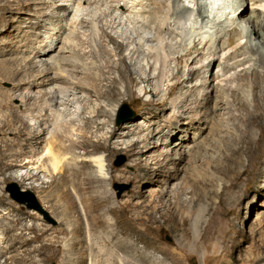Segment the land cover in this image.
Here are the masks:
<instances>
[{
  "label": "bare ground",
  "instance_id": "bare-ground-1",
  "mask_svg": "<svg viewBox=\"0 0 264 264\" xmlns=\"http://www.w3.org/2000/svg\"><path fill=\"white\" fill-rule=\"evenodd\" d=\"M44 29L48 36L31 38ZM261 30L264 0H0V85L15 84L12 89L0 86V176L10 166L7 159L15 155V146L30 156L23 164L27 169L15 174L16 179L38 187L33 178L42 175L52 186L51 178L61 174L57 187L71 235L64 242L65 264H187L176 256L188 253L204 259L212 255L220 264H264V235H231L225 224H215L216 210L200 232L214 209L218 180L224 184L222 200L229 196L230 204L242 208L247 191L241 182L251 168L264 175V41L254 43ZM149 31L152 37L146 35ZM168 34L183 52L175 56V83L160 98V108L152 111L154 117L163 113V122L151 125L144 138L129 147L133 159L128 166L142 173L126 170L115 176L109 171V157L117 152L112 140L127 126H115L107 136L100 132L119 107L118 97L130 96L141 81L162 80L168 72L173 54ZM118 35L125 40L119 41ZM128 41L136 47L126 50ZM19 42L29 43L21 62L12 56ZM145 43L143 52L136 49ZM92 56L97 61H89ZM238 68V85L228 87L224 77ZM138 73L147 77L138 80ZM250 76L251 91L245 83ZM176 88L180 91L174 96ZM15 99H21V105H15ZM95 100L108 104L94 106ZM116 177L136 184L122 200L111 188ZM256 186L254 202L264 190L260 180ZM2 205L0 192V260L10 249L15 253L7 262L40 264L38 257L50 258L60 241L45 239L34 246L47 228L33 225L39 235L26 237L29 226L8 219L4 211L14 209ZM153 224L180 230L176 251L144 237ZM5 232L10 244L4 247Z\"/></svg>",
  "mask_w": 264,
  "mask_h": 264
},
{
  "label": "rangeland",
  "instance_id": "rangeland-1",
  "mask_svg": "<svg viewBox=\"0 0 264 264\" xmlns=\"http://www.w3.org/2000/svg\"><path fill=\"white\" fill-rule=\"evenodd\" d=\"M52 14H59L51 12ZM15 17H18L17 12L15 13ZM130 28L128 30L133 31L132 24L128 22V27ZM172 29H175L173 26ZM258 31V29H256ZM256 31V32H257ZM262 31V30H261ZM260 31V32H261ZM36 33L32 34L31 38L37 39L38 33L40 34H46L48 36V30L44 29L42 31H35ZM151 32V33H150ZM135 33V32H134ZM259 32L255 35L256 40H254L255 44H259L264 41V31L258 35ZM148 37H152V31H149L146 33ZM258 35V36H257ZM168 36V37H167ZM166 37L170 38L168 39V42L172 44L173 47V54H171L170 57V63H169V69L168 72L165 74V76L160 79H154L152 81H141L140 84L134 88V92L132 95L127 96L126 93H123L122 96L118 97V99L115 101L119 104V107L116 109V111H110V107H107V109L111 112V118L108 120V124L101 130V135L107 136L110 133V130H112L115 126H122L126 124V128L120 130L119 136L114 138L112 142L117 147V152L109 157V164H110V173L119 176L120 174H123L124 171L128 170L132 174L139 175L142 173L138 169H133L132 167L128 166L130 165L131 159H133V156L131 155V151L129 150L130 145L133 142L141 141L144 136L148 133V128L155 124V126L159 125L163 122V113L160 114V116L154 117L153 110H157L160 108L157 104L160 102V98L166 96L168 89L171 85H173L176 81V79L173 78V74L177 72L178 66L177 62L175 61V56L178 53L183 52L182 49H178V40L175 38V36L172 34H168ZM263 39H262V38ZM119 41H124V37L121 35L117 36ZM49 43H52V40L46 39ZM19 41L22 42V37L19 38ZM16 44L14 47V52L12 53V56H16L18 61L25 55V50L28 48L29 43L23 46L21 43ZM130 44L127 45L125 48L132 49L136 47L135 44H132L131 41ZM147 43L143 46V48H136L139 49L140 52H143L144 49H147ZM149 45V44H148ZM93 46L87 44V50H91ZM23 48V50H22ZM112 48V47H110ZM178 50H177V49ZM22 53V54H21ZM229 53V50L228 52ZM223 53V56L225 57ZM18 56H17V55ZM24 54V55H23ZM127 54V53H126ZM138 55V54H137ZM90 56V55H89ZM142 55H140L139 58H141ZM89 61L96 60L97 58H88ZM128 61L131 63V65L134 68H137L135 65V60L129 58ZM190 64L187 65L186 69H188ZM249 66V65H248ZM217 66H214V73L218 72ZM149 72V68L147 69ZM241 73V68H238L237 70H232L227 73V77L225 76L224 79L227 81L224 82L227 83L228 87H236L239 83V80L237 78L238 74ZM116 76L118 74L115 73ZM157 75V74H156ZM141 77H147L146 74H136V78L138 80H141ZM251 76L247 78V81L245 82L247 84V88L249 91H251ZM218 81H214V85L217 84ZM249 84V85H248ZM14 83L11 81H4L0 86H2L5 89H12L14 87ZM119 88L125 92L124 83L120 82L118 84ZM144 89H147V91ZM160 90V91H159ZM180 91V88H176L175 93L173 94L178 95ZM249 102H250V109L254 110V102L252 98V92H250ZM257 94L263 98V92L261 90L257 91ZM125 97V98H124ZM121 99V100H120ZM118 101V102H117ZM104 102L108 104L107 101L104 100H98L94 101L92 104L95 106V104L102 105ZM114 102V103H115ZM15 105H21V99H15L13 101ZM261 103L263 101L261 100ZM105 104V105H106ZM121 104V105H120ZM90 105V104H89ZM156 106V107H155ZM156 108V109H155ZM232 110L234 113H238L236 108L231 105ZM235 108V109H234ZM116 113V114H115ZM104 120V119H103ZM125 123V124H124ZM127 129V130H126ZM126 132V133H124ZM99 133V135H100ZM183 133H180L182 135ZM123 135V136H122ZM125 135V136H124ZM179 135V136H180ZM127 136V137H126ZM194 137V135H192ZM192 137V138H193ZM255 137L257 139L260 138V132H256ZM94 140V137L88 139V146L90 147L92 145V142ZM96 140V139H95ZM128 148V149H126ZM7 153H11L10 150H6ZM78 151H82L79 149ZM15 153L14 156L9 157L7 160H9L10 166L4 170V175L0 176V192L4 193V205L1 206V208L10 207L14 209V211H4V214H6V217L8 219H16L19 220V226H21V222L25 225L27 224L30 229L26 230L24 233L26 234V237H35L36 235H39V230L35 229V227H32L33 225H39L40 227L47 228V231H43V234L38 237L36 242H34V246L38 247L45 241V239H51L55 238L58 239L60 242L56 244L53 253L49 257L40 256L42 261L40 264H65L66 262V254L64 251V242L70 241L71 235L67 232L68 226L67 220L68 217L64 216L63 212V205H61L63 202L61 197L59 187H57V184L61 180V174H57L54 177H50L54 181V185L50 186L49 183H44L42 179V175H36L33 178V181L35 183H40L38 187L32 186L30 184L31 180H18L15 177V174L18 172L25 171L27 166H23L25 160L30 157L29 154L26 153L25 150H22L20 146H15L13 148L12 153ZM22 153H24L22 155ZM214 153V154H213ZM211 154H213L215 157L218 156V153L216 151H212ZM6 160V159H5ZM244 166H247L249 164L246 157H244ZM261 162H263L264 167V152L260 159ZM81 165V164H80ZM242 166V168L244 167ZM185 176V174H184ZM79 177L80 181L81 180ZM260 180L261 185L264 186V175L260 176L256 174L255 170L251 168V174L245 177V180L241 182L240 186L242 190L247 191V197L245 198L244 204L242 208H236V205L230 204L229 199L227 196L226 200H222L221 194L224 190V184L222 181H217L216 189L218 191V194L216 196L214 195V204H213V210L209 212V214L206 217V220L202 225L200 232H204V229L206 228L207 224L209 223V218L211 217L212 213L216 210L218 220L215 221V224H225L228 229L230 230V234L233 235L235 233H239L240 237L243 236L244 233H248L250 236H253L255 238H260L264 235V224L260 223L261 219L264 218V190L261 193L260 199L256 202H254L255 194L254 190L256 189V182ZM135 182L133 180L124 181L119 179L118 177L115 178L113 181L111 188L114 190L116 197L119 200H122L124 194H131L132 190L135 189ZM147 189H151V186L146 187ZM60 193V194H59ZM249 193V194H248ZM253 193V194H252ZM58 195V196H57ZM252 199V200H251ZM246 203V204H245ZM61 205V207H60ZM241 209V210H240ZM225 212H228V215H224ZM210 216V217H209ZM262 217V218H261ZM233 221V222H232ZM219 222V223H218ZM259 222V224H258ZM256 223V224H255ZM190 223H186V227H190ZM258 225V226H257ZM260 225V227H259ZM34 228V229H33ZM173 228L171 226H168L167 224H153L151 226L147 227V230L144 232V237L153 238L159 245L167 250L170 251H176L178 249V243L181 239L180 237V230ZM21 230H17V232H20ZM9 234L7 232L4 233V247L7 244H10ZM258 236V237H257ZM3 236L0 235V239ZM8 238V239H7ZM139 242V246H142L143 244ZM187 252V251H186ZM15 252L13 249L8 250L4 254L3 260H0V264H17V262L9 260L6 261V257H11ZM155 255L161 256L159 252H157ZM165 257V255L163 256ZM183 260V262L187 264H220V258L212 257V255H209L206 259L204 257L199 256L195 253H188V256L184 257H178ZM168 261H170L168 259Z\"/></svg>",
  "mask_w": 264,
  "mask_h": 264
}]
</instances>
